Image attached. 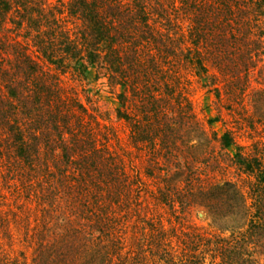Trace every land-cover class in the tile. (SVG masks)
Returning <instances> with one entry per match:
<instances>
[{"label": "trees", "instance_id": "obj_1", "mask_svg": "<svg viewBox=\"0 0 264 264\" xmlns=\"http://www.w3.org/2000/svg\"><path fill=\"white\" fill-rule=\"evenodd\" d=\"M66 11L72 25L45 0H0V238L28 211L30 264H264V144L229 151L230 132L209 134L180 85L182 65L212 68L219 99L243 98L264 56V0H69ZM42 59L83 77L94 66L121 88L117 115L151 147L157 186L127 170ZM258 74L250 102L262 113ZM228 166L246 190L222 176ZM150 203L177 220L200 209L218 233L165 228ZM15 260L0 244V264Z\"/></svg>", "mask_w": 264, "mask_h": 264}, {"label": "rangeland", "instance_id": "obj_2", "mask_svg": "<svg viewBox=\"0 0 264 264\" xmlns=\"http://www.w3.org/2000/svg\"><path fill=\"white\" fill-rule=\"evenodd\" d=\"M68 2L69 0H45L47 7L62 12L60 17L69 24L71 20L66 11ZM7 26L11 27L8 34L10 33L13 39L15 37L19 41L23 40V30L13 29L11 23H7ZM28 44L29 52L36 57L35 47L30 41H28ZM43 64L45 68L55 72L65 94L75 97L77 101L86 107L89 113L96 115L101 131L109 136L108 142L111 149L123 158L127 170L133 173L140 171L148 188L153 189L157 186L154 178L145 175V172L150 173L151 171L147 159L148 150L151 151V147L148 148L142 142H132L129 122L117 115V107L119 106L117 93L120 92L121 88L110 85L103 71L97 70L91 65L85 69V77H83L70 67L55 69L52 65H48L45 60ZM263 67L264 56L263 60L251 73L249 86L241 92L243 98L239 97L237 103L234 99L227 97L229 95V93H225L227 91H220V99L216 96L215 91L212 90L210 79L212 68L205 75L192 66L182 65L180 67L182 94L187 99L194 118L205 126L209 134L214 131L221 135L224 131H229L234 141L228 147L231 152L236 150V146H240L241 151L250 154L254 151L255 146L264 144V121L258 118L259 114H264V111L260 113L254 110L253 112L252 103L250 102L251 94L257 92L254 90L263 86L261 77L258 74V71ZM215 83L220 84L219 81H215ZM134 105L128 99V108L124 110L131 113L135 110ZM257 105L260 106L261 104ZM259 108L264 109V107ZM234 172L233 166H228L222 172V176L237 180L240 187L246 190L244 175L240 174L243 178L239 179L241 176H237ZM150 204V215H147H154L155 220L160 219L165 228L174 226L180 230L182 226L190 225V227H197L204 233H218V230L211 226L208 216L200 209H193L188 217L177 220L170 216L167 211L165 212L160 207ZM31 213L35 212L26 211L21 227L18 226L20 222L10 221L7 236L0 238L1 248L9 257L16 259L14 264H30L32 248L28 246L24 236L27 234L25 225L30 221ZM258 258L260 262H263L262 256H258Z\"/></svg>", "mask_w": 264, "mask_h": 264}]
</instances>
